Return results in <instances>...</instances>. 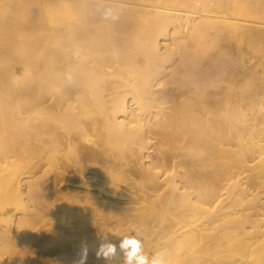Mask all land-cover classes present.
<instances>
[{"label":"bare ground","instance_id":"6f19581e","mask_svg":"<svg viewBox=\"0 0 264 264\" xmlns=\"http://www.w3.org/2000/svg\"><path fill=\"white\" fill-rule=\"evenodd\" d=\"M258 19L264 0H0V264H106L104 235L264 264V50L228 46Z\"/></svg>","mask_w":264,"mask_h":264},{"label":"clouds","instance_id":"9594fccd","mask_svg":"<svg viewBox=\"0 0 264 264\" xmlns=\"http://www.w3.org/2000/svg\"><path fill=\"white\" fill-rule=\"evenodd\" d=\"M88 249L83 246L81 258L78 264H84L87 259ZM96 257L103 259L106 264L123 258L124 264H168L167 254L164 250L155 252L151 258L143 251L142 241L134 236H125L114 243L109 236L104 235L100 238L96 249Z\"/></svg>","mask_w":264,"mask_h":264},{"label":"rangeland","instance_id":"374dc122","mask_svg":"<svg viewBox=\"0 0 264 264\" xmlns=\"http://www.w3.org/2000/svg\"><path fill=\"white\" fill-rule=\"evenodd\" d=\"M227 12H228V10L225 9V13H226V15H231V14H228ZM258 20H259V19H258ZM259 21H261V22H260V26H261V25L263 26V27H261V28H264V24L262 23V22H264V19L259 20ZM261 28H258V29H260V30H258V31H257V29H256L255 31H252V32H250L251 29H249L250 31H249L248 29H246V31L244 32V33H248V32H249V34L251 33V34H254V35L256 36L254 39L250 40L252 44L250 43L249 39H246V38H245V40H244L245 34L241 33L242 35H241V36H238V33H236V35H235V33L233 34V32L230 31L231 36L233 35V37L236 36V37H239V38H236V37H235V38H234L235 40H233V41L230 40L231 42H228V46H229V43H233V42H235V43H233V44H234V45L236 44V46H238L237 49L242 48L243 50H245L246 47H247V49L250 50V51H248V50H245V51H247L248 53L252 52L253 49L257 51V50L260 48V50H259L260 52L257 51V52H258V53H257V52H255V51H253V52H252L253 55H252V53H250L251 57L253 58V60L250 59V61H256V58H257L256 53H257V54H260V53H261V50H262V49L264 50V42H263V41H264V29H261ZM240 32H241V31H240ZM258 32H259V33H258ZM230 33H228V35H230ZM255 33H256V34H255ZM257 34H258V35H257ZM260 34H262V36H260ZM228 35H227V36H228ZM243 35H244V36H243ZM248 36H249V35L246 34V37H248ZM259 37H260V38H259ZM261 37H263V38H262L263 41L261 40ZM236 40H237L238 42L241 41V40H243V41L240 42V43L238 44V43H236ZM246 40H247V41H246ZM258 41H260L261 43L258 42ZM224 42H226V41H224ZM224 42H223V43H224ZM243 42H245V44H244ZM248 43H249V44H248ZM256 43H257V44H256ZM258 43H260V44H258ZM225 44L227 45V42H226ZM233 44H230V46L233 47V46H234ZM241 44H242L243 46H240ZM247 44H248V45H247ZM249 45H250V46H249ZM251 45H254L255 48H254V47L252 48ZM259 45H260V46H259ZM258 47H259V48H258ZM261 47H262V48H261ZM251 48H252V49H251ZM234 49H236L235 46H234ZM254 53H255V54H254ZM246 54H247V53H246ZM8 63H9V61L4 62V64H7V65H8ZM16 66L19 67L20 65H19V64H18V65L16 64Z\"/></svg>","mask_w":264,"mask_h":264}]
</instances>
